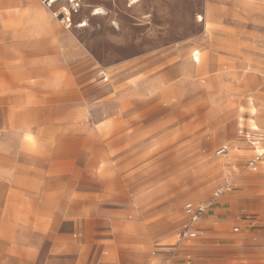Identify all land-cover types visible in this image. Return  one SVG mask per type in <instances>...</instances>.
<instances>
[{
	"label": "rangeland",
	"instance_id": "1",
	"mask_svg": "<svg viewBox=\"0 0 264 264\" xmlns=\"http://www.w3.org/2000/svg\"><path fill=\"white\" fill-rule=\"evenodd\" d=\"M12 7L0 18L14 38L12 66H0V159L27 179L0 220V264L90 260L117 221L147 241L125 264H264V158L249 169L262 150L242 135L264 137V0ZM188 203L206 207L194 239Z\"/></svg>",
	"mask_w": 264,
	"mask_h": 264
},
{
	"label": "crops",
	"instance_id": "2",
	"mask_svg": "<svg viewBox=\"0 0 264 264\" xmlns=\"http://www.w3.org/2000/svg\"><path fill=\"white\" fill-rule=\"evenodd\" d=\"M24 0H0V18L4 19L5 22L9 21V19L12 18V5L13 3H23ZM21 36L24 38L20 41L16 42V45H26L28 44V41L26 40L28 33L27 30L22 31ZM38 44H44V39L38 40ZM14 46V38H13V31L5 28H0V52H4V60H1L0 66L4 67H10L12 66L11 63V54ZM6 84L11 83L12 76L11 74H6ZM5 99V108H4V114L6 121L11 122V116H12V96L7 91L4 95ZM255 127V126H253ZM252 130V128L250 129ZM249 131V130H248ZM31 135H27V139L32 138L29 137ZM225 147V146H223ZM222 148V147H221ZM256 151V150H255ZM0 220L4 221V217L7 214H10L9 210L6 209L7 205H10L13 202V197L16 195L15 191H22V186L15 187L14 189V180H16L15 185L18 186L19 182L22 184L23 181L27 179L26 173H17L14 174L11 170V159H0ZM249 163V162H248ZM259 164V162H258ZM20 184V185H21ZM221 210L220 208H218ZM218 209L213 210V215H215L218 211ZM224 211V210H221ZM207 216H212L209 213ZM203 220V217L201 220L194 224L192 226V230L196 233H199V227L198 224ZM189 223V218L187 217V223ZM117 226L119 228H123L124 225L122 224V221H117ZM121 228L118 230V232L113 236L109 238H104L102 240H99L94 244L92 247L93 250H95V257L92 259H87L82 257L76 258L74 260V264H125L126 260L124 256L122 255L124 251H127V253L131 252L133 254V257L140 253L142 243H147V241L142 242L138 237L131 236L127 237L125 233L121 230ZM62 242L59 243V245L56 247V250L61 249ZM128 244V245H127ZM128 246V247H126ZM80 250V247L74 243L71 244L68 248L69 252H78ZM105 252L112 253V257L103 255Z\"/></svg>",
	"mask_w": 264,
	"mask_h": 264
},
{
	"label": "built area",
	"instance_id": "3",
	"mask_svg": "<svg viewBox=\"0 0 264 264\" xmlns=\"http://www.w3.org/2000/svg\"><path fill=\"white\" fill-rule=\"evenodd\" d=\"M243 138L253 147L254 150H262L261 153H259L255 158L249 161V169L252 171L258 170V162L264 158V145L262 142H264V137L262 134L259 133V129H252V130H245L242 131ZM228 147H222L218 150V155H226L228 153ZM224 192V189H220L218 192L215 193V196H219V194H222ZM185 214L189 218V223L186 224L183 235L184 237L188 239H194L196 238L197 234L192 230V226L196 223H198L203 215L206 213V207L204 205H193L192 203H188L185 205ZM235 231H238V229H235Z\"/></svg>",
	"mask_w": 264,
	"mask_h": 264
},
{
	"label": "bare ground",
	"instance_id": "4",
	"mask_svg": "<svg viewBox=\"0 0 264 264\" xmlns=\"http://www.w3.org/2000/svg\"><path fill=\"white\" fill-rule=\"evenodd\" d=\"M57 1H59V0H51V3L53 4V3L57 2ZM197 53L198 52H196L195 55H197ZM195 60L198 61L197 58H195ZM252 129H258V127H252ZM29 137H31V136H29ZM28 140H32L33 141V139H31V138H29Z\"/></svg>",
	"mask_w": 264,
	"mask_h": 264
}]
</instances>
